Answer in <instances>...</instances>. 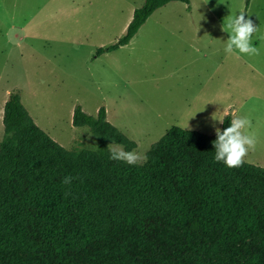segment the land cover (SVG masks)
<instances>
[{
	"label": "trees",
	"instance_id": "obj_1",
	"mask_svg": "<svg viewBox=\"0 0 264 264\" xmlns=\"http://www.w3.org/2000/svg\"><path fill=\"white\" fill-rule=\"evenodd\" d=\"M143 0L125 34L96 56L127 45L159 8ZM221 129L230 125L226 115ZM0 141V264H264V167L214 160V135L173 126L142 164L109 159L108 145L136 144L76 106L98 149L69 150L40 129L11 92ZM79 177L71 185L65 176ZM67 194V195H66Z\"/></svg>",
	"mask_w": 264,
	"mask_h": 264
},
{
	"label": "rangeland",
	"instance_id": "obj_2",
	"mask_svg": "<svg viewBox=\"0 0 264 264\" xmlns=\"http://www.w3.org/2000/svg\"><path fill=\"white\" fill-rule=\"evenodd\" d=\"M143 0H0V141L8 93L35 124L69 150H97L76 106L106 119L146 157L173 126L214 135L236 113L257 143L245 162L264 167V41L258 56L225 53L223 21L245 12L264 33V0L171 1L131 41L110 53ZM187 126H189L187 128ZM146 160V159H145ZM145 160L142 162L144 163ZM139 163V164H142Z\"/></svg>",
	"mask_w": 264,
	"mask_h": 264
},
{
	"label": "clouds",
	"instance_id": "obj_3",
	"mask_svg": "<svg viewBox=\"0 0 264 264\" xmlns=\"http://www.w3.org/2000/svg\"><path fill=\"white\" fill-rule=\"evenodd\" d=\"M251 15L240 12L238 15L230 16L223 21L222 30L229 34L224 51L226 54L239 58L240 56H258V48L253 40L264 41V33H261L259 26L250 18ZM212 120L224 123V119L217 118L214 114ZM189 126H187L188 128ZM216 139L212 141L214 147V160L222 162L228 168L241 167L245 162V157L249 151H254L257 137L254 133L245 131L252 127V122L248 117H241L232 113L230 125L224 129L215 127ZM109 159L112 161L124 162L128 165L142 163L146 157L135 150H125L124 146L118 144L108 145ZM79 177L65 176L62 184L71 185L73 180ZM67 195V194H66Z\"/></svg>",
	"mask_w": 264,
	"mask_h": 264
},
{
	"label": "crops",
	"instance_id": "obj_4",
	"mask_svg": "<svg viewBox=\"0 0 264 264\" xmlns=\"http://www.w3.org/2000/svg\"><path fill=\"white\" fill-rule=\"evenodd\" d=\"M113 52H114V51H113ZM109 53H110V52H109ZM8 95H9V93H8ZM5 102H6V101H5ZM5 102H4V103H5Z\"/></svg>",
	"mask_w": 264,
	"mask_h": 264
}]
</instances>
